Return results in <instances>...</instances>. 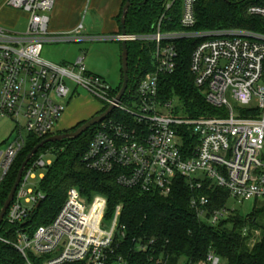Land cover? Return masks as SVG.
Here are the masks:
<instances>
[{
    "label": "built area",
    "instance_id": "1",
    "mask_svg": "<svg viewBox=\"0 0 264 264\" xmlns=\"http://www.w3.org/2000/svg\"><path fill=\"white\" fill-rule=\"evenodd\" d=\"M181 2V26L196 25L198 0H172L167 10ZM57 0H8L7 6L28 15V29L15 33L0 27V122L10 120L15 128L13 141L0 156V184L26 147L28 135L47 139L59 133V119L65 107L57 99H68L84 89L103 102L106 110L115 105L123 120L111 118L100 124L83 162L90 170L115 176L117 184L145 194H171L177 178L202 190L222 189L229 201L244 204L264 200V34L243 31L182 32L163 34L164 16L153 35L118 36V42L138 40L155 45L154 69L147 73L134 95L115 104L113 87L88 71L83 53L71 65L43 59L48 42L81 41L83 25L72 34L49 37L50 14ZM251 16L264 19V4L249 9ZM200 39L191 57L190 71L206 102L218 112L215 116L188 118L174 101L160 96L161 77L173 74L177 66L176 41ZM75 86L72 90L69 85ZM112 94V95H111ZM132 105L125 107L123 101ZM103 111V110H102ZM191 137L188 147L184 138ZM14 136V137H13ZM51 151L41 153L27 166L15 199L5 220L19 226L13 246L26 264H128L115 256L122 207L107 221V199L96 195L83 198L77 188L68 191L59 212L48 224L34 228L33 220L45 200L41 189L29 188L36 172L52 166L45 160ZM207 197H196L191 207L199 219L217 225L235 214L227 206L211 211ZM253 231L246 225L243 237ZM200 264H221L211 252Z\"/></svg>",
    "mask_w": 264,
    "mask_h": 264
},
{
    "label": "trees",
    "instance_id": "2",
    "mask_svg": "<svg viewBox=\"0 0 264 264\" xmlns=\"http://www.w3.org/2000/svg\"><path fill=\"white\" fill-rule=\"evenodd\" d=\"M170 1L131 0L132 6L126 18L127 35H153L163 16V34L186 31L264 34V19L249 14L252 6L263 5L264 0H198L195 5L196 25L191 30L181 26V2L177 1L167 10ZM121 18L122 15L120 23ZM200 42V39H179L175 42L178 53L176 70L161 77L160 83L162 101L178 102L179 110L192 119L215 116L219 112L206 102L190 71L192 54ZM127 46L130 80L126 96L134 95L142 78L153 71L156 49L152 42L142 40L127 42ZM119 91L114 89V96ZM111 118L123 120L124 115L115 111ZM99 128L100 125L92 128L78 139L48 144L33 158L46 150L51 151L54 157L52 166L41 181L40 189L45 200L30 222L34 228L48 224L65 203L68 191L77 188L87 200L96 195L107 199V221L114 216L118 206L122 207L120 225L125 229L124 236L116 239L115 256L125 258L128 264H200L211 252L225 264H264V206L255 209L248 218L233 214L217 225H210L199 219L191 201L205 196L210 201L211 211L221 210L229 203L225 190L209 189L207 186L198 190L181 177L177 178L168 196L123 188L117 184L115 176L94 172L83 162ZM190 136L184 138L185 147L191 142ZM27 138L26 147L0 184V213L23 162L46 139L32 135ZM259 219L261 222H258ZM246 225L253 231H259V236L256 237L253 232L250 237H243L242 229ZM19 229V226H13L6 220L0 226V264H26L24 257L13 246Z\"/></svg>",
    "mask_w": 264,
    "mask_h": 264
},
{
    "label": "rangeland",
    "instance_id": "3",
    "mask_svg": "<svg viewBox=\"0 0 264 264\" xmlns=\"http://www.w3.org/2000/svg\"><path fill=\"white\" fill-rule=\"evenodd\" d=\"M8 0H0V27L15 33H25L28 29L29 18L28 15L21 11L7 6ZM86 53L85 65L88 71L94 75L103 78L113 89L120 90L123 84L122 79V44L117 41H100L88 43H59V44H45L43 59L46 62L53 64L72 63L75 64L77 59ZM72 90L75 86L69 85ZM114 93V90L112 94ZM111 94V95H112ZM57 102L65 107L63 116L59 119L58 129L62 131L72 130L71 121L79 118L87 117V121L98 115L103 109L104 104L102 101L92 96L89 92L79 88L78 94L68 99H57ZM125 107L132 108V105L125 100L122 103ZM175 105H179L175 102ZM84 123L86 121H83ZM83 122H81L83 124ZM81 123L74 127L77 129ZM15 125L10 120H2L0 122V156L5 153L7 145L13 139L12 134ZM14 137V136H13ZM48 152L43 151L42 153ZM41 154V153H40ZM45 160H54L52 155H47ZM44 170L36 172V179L30 181L29 188L34 190L40 189L41 177ZM264 206V200H251L244 204L230 200L227 208L240 215L243 218L251 216L255 209ZM258 222H261L260 219ZM221 264H225L221 261Z\"/></svg>",
    "mask_w": 264,
    "mask_h": 264
},
{
    "label": "crops",
    "instance_id": "4",
    "mask_svg": "<svg viewBox=\"0 0 264 264\" xmlns=\"http://www.w3.org/2000/svg\"><path fill=\"white\" fill-rule=\"evenodd\" d=\"M124 1L57 0L55 8L50 14L49 37L56 38L66 34H72L80 25H83V39L73 43L113 41L107 39L122 35L119 18L123 12ZM46 44L59 43L48 42ZM71 64L64 63L60 65ZM86 119L87 117L71 121L70 127L73 129L81 122L87 121ZM61 131L59 128V132Z\"/></svg>",
    "mask_w": 264,
    "mask_h": 264
},
{
    "label": "water",
    "instance_id": "5",
    "mask_svg": "<svg viewBox=\"0 0 264 264\" xmlns=\"http://www.w3.org/2000/svg\"><path fill=\"white\" fill-rule=\"evenodd\" d=\"M125 1L126 3L124 5L123 12H122V18H121V34L124 37L128 36L126 32V18H127L129 9L132 6L131 0H125ZM122 76H123V84H122V87L118 95L116 96L115 104L120 103L123 100L129 88V80H130L129 78V52H128L127 41L122 42ZM114 109H115V105L112 104L102 113L86 121L75 131L70 132V133L57 134L53 137L47 138L31 151V153L27 156L26 160L23 162L18 172L15 184L1 210L0 226L4 222L7 212L15 199L17 190L20 186L23 174L27 166L29 165L31 160L40 152V150L43 149L46 145L51 144V143H57V142L65 141V140H71V139H78L79 137H81L83 134H85L92 128L100 125L105 120H107V118L114 112Z\"/></svg>",
    "mask_w": 264,
    "mask_h": 264
}]
</instances>
